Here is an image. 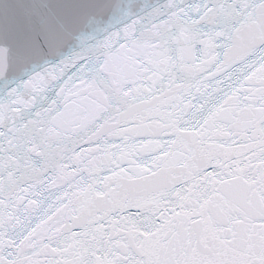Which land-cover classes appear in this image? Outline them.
<instances>
[{"label": "snow or ice", "instance_id": "snow-or-ice-1", "mask_svg": "<svg viewBox=\"0 0 264 264\" xmlns=\"http://www.w3.org/2000/svg\"><path fill=\"white\" fill-rule=\"evenodd\" d=\"M0 264H264V0H0Z\"/></svg>", "mask_w": 264, "mask_h": 264}]
</instances>
